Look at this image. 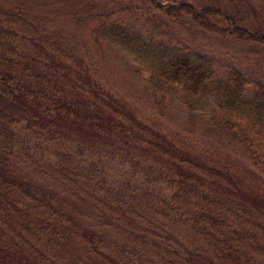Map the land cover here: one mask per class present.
Here are the masks:
<instances>
[{
  "label": "trees",
  "instance_id": "trees-1",
  "mask_svg": "<svg viewBox=\"0 0 264 264\" xmlns=\"http://www.w3.org/2000/svg\"><path fill=\"white\" fill-rule=\"evenodd\" d=\"M243 1L0 0V264L257 263L256 202L187 127L264 175V79L231 66L215 81L169 28L264 47V6ZM118 65L145 92L140 114ZM170 103L184 130L159 127Z\"/></svg>",
  "mask_w": 264,
  "mask_h": 264
},
{
  "label": "rangeland",
  "instance_id": "rangeland-1",
  "mask_svg": "<svg viewBox=\"0 0 264 264\" xmlns=\"http://www.w3.org/2000/svg\"><path fill=\"white\" fill-rule=\"evenodd\" d=\"M186 1L190 2V0ZM253 1L255 4L260 3V5L264 6V0ZM243 2L247 6L254 5L249 1L246 2L244 0ZM142 19L145 20V18ZM139 22V26H144L142 20ZM153 24L154 21H150L146 24L145 28L149 30ZM169 28L172 29L170 33L183 44L208 55L214 60L215 81L223 79L227 68L231 66L245 72L255 80L264 79V47L233 41L227 37L194 27L185 20L172 25L169 24ZM112 71H115L114 79L117 80L116 84L120 87L117 90V94L119 91L121 92L122 102L126 103L124 101L126 100L131 105V111L135 114H140L138 113L137 106L144 105L145 92L140 84L130 75L131 70L118 65ZM247 93H249V89ZM164 116L163 119L165 120L159 124V127L164 128L167 132H172L174 129L184 130L187 126L184 114L174 104L170 103L168 105ZM187 129L192 131V136L196 137L198 141H204L211 147L214 158H216L215 153H220L227 159V163L230 166L235 167L243 188L249 191L247 192L248 196L256 202L251 205L248 203L249 208L264 218V175L257 173L250 167L243 151H238L235 154L228 151L224 138H219L211 133H204L201 136L200 122L194 127H187ZM176 243L178 246L174 245L177 247V250L182 252L184 241L178 240ZM255 262H257L256 264H264V254L258 255L255 258Z\"/></svg>",
  "mask_w": 264,
  "mask_h": 264
}]
</instances>
